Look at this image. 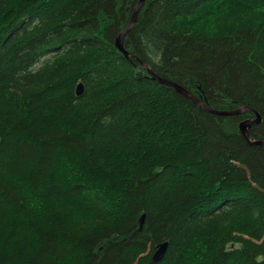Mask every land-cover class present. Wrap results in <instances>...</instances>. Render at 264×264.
I'll use <instances>...</instances> for the list:
<instances>
[{
    "label": "trees",
    "instance_id": "16d2710c",
    "mask_svg": "<svg viewBox=\"0 0 264 264\" xmlns=\"http://www.w3.org/2000/svg\"><path fill=\"white\" fill-rule=\"evenodd\" d=\"M138 1L0 0V264H264L254 115L142 65L264 139V0Z\"/></svg>",
    "mask_w": 264,
    "mask_h": 264
},
{
    "label": "water",
    "instance_id": "95a60500",
    "mask_svg": "<svg viewBox=\"0 0 264 264\" xmlns=\"http://www.w3.org/2000/svg\"><path fill=\"white\" fill-rule=\"evenodd\" d=\"M146 0H139L138 3L136 4L132 17L129 21V23L123 28V30L120 32L119 36L116 39V46L120 49V51H122L126 57L131 56L132 54L126 49L125 44H124V40L127 36V33L134 27V25L136 24L137 20H138V16L141 12V8L143 5H145ZM143 67L150 73V75H152V77L163 83L166 85H169L171 87H173L178 93L182 94L183 96H185L186 98L190 99L197 107L212 112L214 114L217 115H222V116H227V115H241V114H246V113H252L254 115V117H248L244 120H242L239 124L240 127V131L242 133V135L246 138V140L250 143V144H258V145H263L264 146V139H253L252 136L250 135V128L253 126V124H258L261 122L262 120V116L259 113L258 110H256L255 108H252L250 106H239L237 108L234 109H216L211 107L207 100L203 99L202 97L197 96L194 92H192L191 90H189L188 88H186L184 85L165 78L163 76H160L159 74L155 73L154 71H152V69L145 63L142 62ZM84 92V85L82 83L79 84L78 88H77V94L81 95ZM168 248V242H164L162 244H160V246L158 247V249L156 250V252L154 253V260H161L165 253L166 250Z\"/></svg>",
    "mask_w": 264,
    "mask_h": 264
},
{
    "label": "bare ground",
    "instance_id": "6f19581e",
    "mask_svg": "<svg viewBox=\"0 0 264 264\" xmlns=\"http://www.w3.org/2000/svg\"><path fill=\"white\" fill-rule=\"evenodd\" d=\"M81 80V79H80ZM83 83V82H82ZM165 85V84H164ZM217 109V108H216ZM260 113V112H259ZM228 116V115H227Z\"/></svg>",
    "mask_w": 264,
    "mask_h": 264
}]
</instances>
